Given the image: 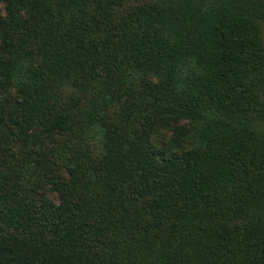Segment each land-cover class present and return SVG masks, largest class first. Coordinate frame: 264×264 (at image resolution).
<instances>
[{"label": "trees", "instance_id": "obj_1", "mask_svg": "<svg viewBox=\"0 0 264 264\" xmlns=\"http://www.w3.org/2000/svg\"><path fill=\"white\" fill-rule=\"evenodd\" d=\"M0 5V78L17 31L45 37L44 69L85 68L92 89L61 112L102 143L59 197L0 196V264H264V0ZM53 13L65 19L36 29ZM69 115L48 130L66 131ZM30 121L0 108L1 153ZM191 132L205 147H184Z\"/></svg>", "mask_w": 264, "mask_h": 264}, {"label": "rangeland", "instance_id": "obj_2", "mask_svg": "<svg viewBox=\"0 0 264 264\" xmlns=\"http://www.w3.org/2000/svg\"><path fill=\"white\" fill-rule=\"evenodd\" d=\"M0 13L6 14L3 5H0ZM64 19L60 14L53 13L52 19L46 23L41 21L35 27L43 30L49 27L52 21L61 22ZM60 26L62 27V23ZM65 39L69 40L67 37ZM1 46L0 36V48ZM45 49V37H39L36 32L32 30L26 32L24 27L21 28L14 35V49L7 56L8 63L15 67L14 72L10 77L0 78L2 111L12 110L17 117L19 114H27L31 119L19 134L18 128L13 125L15 135L7 142L3 152H0L1 161L6 163L3 170L5 176L0 180L3 186V189H0V196L9 194L12 200L14 198L22 200L23 195L29 192L36 193L35 199H42L44 195L49 196L52 191L59 197L60 179L70 181L68 169L81 165L89 151L95 155L99 153L98 147L102 145L101 140H97L98 135L92 132L86 133L83 140H80L79 130H71L75 127L71 115L63 114L60 110L63 107L64 110L72 112L73 107L83 108L86 105L92 92L85 80L88 79L87 71L85 68L75 70V67L69 65L61 79L54 78L43 67L42 57ZM68 59L72 58L68 55ZM102 76L106 81L105 74ZM96 83L98 84L93 86V89L104 87L101 82ZM131 85V82H126L122 86L121 98H117L116 105L122 106L127 97V88ZM262 89L260 99L264 104V84ZM64 115L71 118L66 131L48 130L49 120L65 117ZM260 124L264 127V123ZM191 133L187 142L183 143L186 145L184 147H205V141L199 139L195 132ZM168 137L173 138L174 135L169 134ZM55 200L58 201V198Z\"/></svg>", "mask_w": 264, "mask_h": 264}]
</instances>
